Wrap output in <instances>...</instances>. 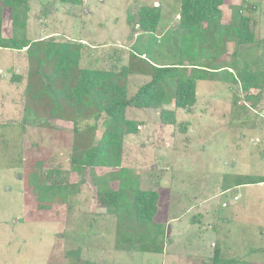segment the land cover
Listing matches in <instances>:
<instances>
[{
    "label": "rangeland",
    "instance_id": "1",
    "mask_svg": "<svg viewBox=\"0 0 264 264\" xmlns=\"http://www.w3.org/2000/svg\"><path fill=\"white\" fill-rule=\"evenodd\" d=\"M30 6L26 38L87 41L93 48L84 51L81 68L119 72L132 51L155 64L186 62L179 60L180 0H84L79 6L30 0ZM143 6L161 9L158 31L130 38L128 15ZM222 11L224 26L237 11L251 17L257 43L229 42L200 62L217 51V63L234 64L239 79L247 78L246 66L264 73V0H228ZM3 16L4 33L12 37L9 10ZM28 66L24 51H0V264H213L217 245L223 258L264 264V183L225 190L237 177L264 175V86L247 101L233 83L198 81L197 102L175 110L176 125L164 124L160 109H128L127 118L140 126L124 139L122 166L141 188H168L169 219H177L166 228L164 254L128 253L115 248L116 216L97 202L101 184L118 189L126 175L109 183V168L71 170L73 123L24 117ZM16 75L23 80L14 82ZM147 80L130 76L129 95ZM49 171L61 173L56 179L64 191L52 182L35 186L37 174Z\"/></svg>",
    "mask_w": 264,
    "mask_h": 264
},
{
    "label": "trees",
    "instance_id": "2",
    "mask_svg": "<svg viewBox=\"0 0 264 264\" xmlns=\"http://www.w3.org/2000/svg\"><path fill=\"white\" fill-rule=\"evenodd\" d=\"M60 1L72 6L84 2ZM227 1L180 0L177 16L182 47L179 60L185 63L155 65L152 60L132 51L128 64L118 72L81 68L86 48L81 42H57L51 38L29 40L25 31L31 12L30 0H0V49L24 51L29 64L24 117L73 123L71 170L109 168L112 170L107 179L109 183L122 173L126 175L118 189L101 184L97 192L98 207L116 216L115 248L118 251L164 254L170 209L168 188L156 183L150 188H141L132 182L131 171L122 166L124 139L137 134L140 126L139 121L127 118L128 109H160L163 123L176 125L175 110H189L196 104L198 81L233 83L246 94L247 101L255 100L250 93L252 90L264 86V73L261 71H251L246 66L241 71L248 75L247 78L239 79L234 73V64L217 63L220 55L217 51H224L229 42L239 47L257 43L256 22L241 15L240 11L236 12L229 26L222 24V6ZM6 9L9 10L13 32L9 38L3 28ZM251 10L256 11V7ZM160 21L159 7L136 9L134 14L128 15L126 22L132 30L130 38L136 33L155 34ZM212 48L217 50V54L205 63L200 62L202 57L207 58L204 54ZM136 74L148 80L130 96L129 77ZM12 80L21 82L23 77L16 75ZM166 105H173L175 109H167ZM102 118H105L104 131L97 140L98 122ZM42 126L50 125L45 122ZM57 175L61 173L49 171L46 177L37 174L35 186L52 182L53 186L64 191L65 186L56 179ZM261 183H264V176H240L225 190ZM132 184L135 187L128 186ZM77 250L75 254L80 252ZM213 264L245 263L221 257L217 245Z\"/></svg>",
    "mask_w": 264,
    "mask_h": 264
},
{
    "label": "crops",
    "instance_id": "3",
    "mask_svg": "<svg viewBox=\"0 0 264 264\" xmlns=\"http://www.w3.org/2000/svg\"><path fill=\"white\" fill-rule=\"evenodd\" d=\"M72 42H81V43H83V44L85 45L86 48H93V47H92L91 45H89L88 42L85 41V40L72 41ZM86 48H85L86 51H90L89 49H86ZM0 51H2V49H0ZM88 56H89V55H88ZM90 59H91V57H89L87 60H90ZM151 63L155 64L153 61H152ZM155 65H156V64H155ZM249 106H251V105H249ZM260 176H264V175H260ZM240 187H241V186H240ZM227 191H229V190H227ZM173 221L175 222V221H177V219H176V220H175V219H171V220L169 219L168 224H169V222L172 223ZM168 224H167V226H168Z\"/></svg>",
    "mask_w": 264,
    "mask_h": 264
},
{
    "label": "built area",
    "instance_id": "4",
    "mask_svg": "<svg viewBox=\"0 0 264 264\" xmlns=\"http://www.w3.org/2000/svg\"><path fill=\"white\" fill-rule=\"evenodd\" d=\"M263 119H264V113H263ZM237 199V198H236Z\"/></svg>",
    "mask_w": 264,
    "mask_h": 264
}]
</instances>
